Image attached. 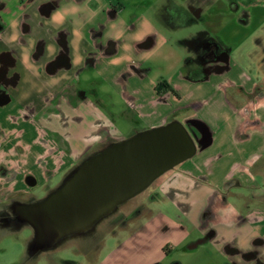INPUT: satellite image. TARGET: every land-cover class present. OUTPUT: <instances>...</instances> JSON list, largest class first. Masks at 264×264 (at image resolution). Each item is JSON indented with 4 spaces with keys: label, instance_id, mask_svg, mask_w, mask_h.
Instances as JSON below:
<instances>
[{
    "label": "crops",
    "instance_id": "1",
    "mask_svg": "<svg viewBox=\"0 0 264 264\" xmlns=\"http://www.w3.org/2000/svg\"><path fill=\"white\" fill-rule=\"evenodd\" d=\"M125 1L0 0V222L14 223L6 206L43 199L37 188L57 189L108 145L177 120L194 153L157 177L101 242L117 229L125 239L104 255L89 246L88 263L130 264L141 252L162 264L155 252L201 245L225 260L205 264L264 262V0H250L245 17L230 0ZM171 1L189 18L173 23ZM184 26L188 35L174 37ZM211 37L227 56L198 60ZM161 81L169 88L157 89ZM20 224L32 229L21 236V264L44 255L61 264ZM124 255L129 262L114 261Z\"/></svg>",
    "mask_w": 264,
    "mask_h": 264
},
{
    "label": "water",
    "instance_id": "2",
    "mask_svg": "<svg viewBox=\"0 0 264 264\" xmlns=\"http://www.w3.org/2000/svg\"><path fill=\"white\" fill-rule=\"evenodd\" d=\"M194 151L190 133L173 120L95 153L57 189L24 208L23 218L34 229L37 249L49 248L68 235L89 229Z\"/></svg>",
    "mask_w": 264,
    "mask_h": 264
},
{
    "label": "rangeland",
    "instance_id": "3",
    "mask_svg": "<svg viewBox=\"0 0 264 264\" xmlns=\"http://www.w3.org/2000/svg\"><path fill=\"white\" fill-rule=\"evenodd\" d=\"M123 3L127 4V2L125 0H122ZM145 8V7H143ZM173 23H176L175 21ZM189 26H184L182 27L178 32H176L174 34V37L177 38H181L185 35H188V30ZM116 122H123V123H127L124 120H119L117 118H114ZM82 160L77 161V163H81ZM64 177L61 176L59 178H57L56 180H54V186L62 181V178ZM151 187V184L149 186H147L144 190H142L141 192H139L138 194H136L134 197L128 199L127 201H125L124 203H122L121 205H119V208H116L115 211L117 210H124V211H128V208L131 206V204L133 203L134 200L139 199L141 196H145L146 193L149 191ZM47 195V192L45 191V189L43 188H37V197L39 198H44ZM4 209V208H3ZM6 209H8V211L10 210L11 212H13L12 207H10V204L8 206H6ZM114 210H112L111 212H113ZM13 215V214H11ZM105 218H107V216H103L101 217L99 220H97L92 227H90L88 230H86V232L93 230V233H97V238L98 240H102V238L104 237L105 233L108 231V229L112 228V226H107L106 224L103 225H98L99 222L104 221ZM11 221L14 223H11L10 225L8 223H2L0 222V261L2 262H7V264H21L20 261H23L25 259V255L27 254V252L29 251V245L27 243V241H25L24 239L21 238L22 233H24L25 231L29 232L30 230H32L30 228V226L28 224H20V220H17L14 216L11 218ZM119 233L113 237L110 236L108 239L105 240L104 245L103 242L101 243V254L104 255L106 254L109 250H111L115 244L126 238L127 235V231H122L119 230ZM73 240L74 239H78L76 238V236L72 237ZM71 239V238H70ZM67 240V239H66ZM66 240H63V244H67L68 242ZM62 242L60 244H62ZM59 244V245H60ZM59 245H56V247L50 248L49 250V254L53 255L55 258L58 259V263H67L68 261H73L75 262V264H91L88 263V258L82 257L80 255H77L76 253L72 252L70 249H74L75 251H77L79 248L78 247H67V248H61ZM204 245L200 246V249L198 251H194V249L192 251H187L186 248H184L185 251L183 250H176L172 253H170L167 258H164L162 256V254L160 253V251L158 253L155 252V256H161V261H163L164 264H171L173 261H180L183 262V264H205L207 263L206 261H210L211 259H215V260H222V256L217 255V256H213L211 253H206V250L204 248ZM47 249V248H45ZM77 249V250H76ZM197 252V255H201V257L197 260L192 262L196 257L194 256V253ZM160 253V254H159ZM157 254V255H156ZM209 254V255H208ZM152 255L150 254H143V253H138L137 255H133L132 256V260L130 261V264H146L147 260L149 258H151ZM163 257V258H162ZM93 258V257H92ZM128 257H126V255H124L121 259H116L114 260L115 262L119 263L120 260L124 263V262H129L127 261ZM50 257L44 255L43 257H41L40 259H38L37 264H49ZM94 259V258H93ZM92 259V260H93ZM201 259V260H200ZM224 260V258H223ZM225 261V260H224ZM23 264H28L23 263ZM261 264H264V262L262 261Z\"/></svg>",
    "mask_w": 264,
    "mask_h": 264
},
{
    "label": "flooded vegetation",
    "instance_id": "4",
    "mask_svg": "<svg viewBox=\"0 0 264 264\" xmlns=\"http://www.w3.org/2000/svg\"><path fill=\"white\" fill-rule=\"evenodd\" d=\"M205 0H186V3L188 6H194L198 5V7H201L202 2H204ZM230 2L232 3V8H240L241 9V16L245 17V15L248 12V6L249 3L251 2L250 0H230ZM253 2V1H252ZM119 3H121L123 6H125V3L122 2V0H119ZM195 8V7H194ZM168 12H169V16L171 18V20L173 21H184L185 19H188V8L184 9L183 7H179L177 4H175V2L171 1L170 5L168 6ZM197 12H199V8L196 7ZM227 56V47H225L219 40L211 37L208 39H205L203 41V43H201V45H198L197 48V59L198 60H202V61H214L217 59H224ZM71 174V173H70ZM61 184V183H60ZM58 184V185H60ZM58 185L56 188H58ZM55 189L51 190L48 192V194L52 191H54ZM47 194V195H48ZM46 195V196H47ZM45 196V197H46ZM41 200V199H40ZM37 201H39L37 199ZM124 203V202H123ZM122 204V203H121ZM119 204V205H121ZM30 205L29 203H24V205L22 204H14L12 205V209L13 212L10 214H13L12 216H14L17 220H20L23 215H24V208ZM119 205L117 207H115L113 210V212H109L106 216L107 218H105L104 221H101L98 223V225H103L106 224L107 226H112V230H114L118 225H125L128 221V219L133 215L134 212V208L130 209L129 211H122V210H116V208H119ZM120 209V208H119ZM88 230V229H86ZM86 230L84 231H80V232H76L74 234L68 235L62 239H60L58 242H56L53 246L49 247V248H53L56 247V245H59L63 240H66L68 243L67 244H60V247L63 246H67L72 248L73 247H78L81 250H77L75 251L74 249H70L72 252L76 253L77 255H80L82 257L88 258L87 255V250L89 248V246H92V252H97L100 250L101 248V240L99 241L97 238V233H92L91 231L86 232ZM76 236V238L78 239H74L72 237ZM71 238V239H70ZM93 255V254H92ZM262 262L258 261L255 264H261ZM67 264H75V262L73 261H68ZM156 264H161L156 263ZM163 264V263H162ZM171 264H182V262L180 261H173ZM223 264H233L231 263V261H226Z\"/></svg>",
    "mask_w": 264,
    "mask_h": 264
},
{
    "label": "trees",
    "instance_id": "5",
    "mask_svg": "<svg viewBox=\"0 0 264 264\" xmlns=\"http://www.w3.org/2000/svg\"><path fill=\"white\" fill-rule=\"evenodd\" d=\"M161 87L169 88V85H167V83H165L164 81H161V82H159V83L156 85V88L160 90ZM163 249H164L165 251H167V247H166V246H164Z\"/></svg>",
    "mask_w": 264,
    "mask_h": 264
}]
</instances>
